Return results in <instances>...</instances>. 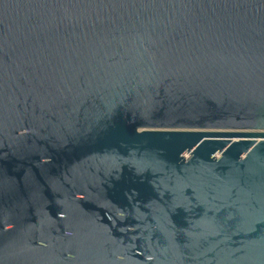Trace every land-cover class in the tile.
<instances>
[{
	"label": "water",
	"instance_id": "obj_1",
	"mask_svg": "<svg viewBox=\"0 0 264 264\" xmlns=\"http://www.w3.org/2000/svg\"><path fill=\"white\" fill-rule=\"evenodd\" d=\"M0 264H264V0H0Z\"/></svg>",
	"mask_w": 264,
	"mask_h": 264
}]
</instances>
